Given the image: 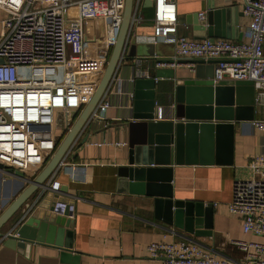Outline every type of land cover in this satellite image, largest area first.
<instances>
[{
	"label": "built area",
	"instance_id": "2783aa9c",
	"mask_svg": "<svg viewBox=\"0 0 264 264\" xmlns=\"http://www.w3.org/2000/svg\"><path fill=\"white\" fill-rule=\"evenodd\" d=\"M151 1L155 44L173 42L177 57L221 60L215 67L214 83L252 81L255 104L264 107V0H243L249 24L238 41L178 36L176 0ZM125 2L0 0L6 13L0 35L2 166L29 179L44 169L61 143L57 133L71 128L96 91L121 30ZM206 17L207 11L199 14L200 21ZM89 29L94 32L91 41ZM90 55L101 60L93 62ZM138 78L149 77L140 73L131 82ZM111 107L104 96L93 118H102ZM250 123L264 132V119ZM118 145L126 147L127 143ZM76 167L72 165L73 176ZM248 168L255 177L234 181L229 211L241 218L245 235L264 237V154L251 157ZM232 244L245 254L242 261L219 257L186 241L152 242L148 259L163 264H264L263 243L234 240Z\"/></svg>",
	"mask_w": 264,
	"mask_h": 264
},
{
	"label": "crops",
	"instance_id": "0c3cea01",
	"mask_svg": "<svg viewBox=\"0 0 264 264\" xmlns=\"http://www.w3.org/2000/svg\"><path fill=\"white\" fill-rule=\"evenodd\" d=\"M144 3L145 0H135L136 21H133L126 49L105 94V99L111 101L112 107L102 118H93L70 149L63 163L48 181L52 188L44 202H48V205L57 202L61 209L67 204L71 205V215L68 219L73 223V228L66 230L74 234L73 249L81 254L79 264H163L148 259L147 248L156 241L195 243L211 254L240 262L245 254L237 249L232 241H254L264 244V237L245 235L241 218L229 211L234 181L254 178L248 168V162L251 157L264 154V132L255 130L251 121L237 123L235 126L233 164L203 165L184 162L178 165L175 162L168 166H150L172 169L173 181L170 184V191L174 200L212 206L210 230L212 236L196 237L166 226L155 218V197L119 193L117 190L118 169L129 165L128 146L118 144L128 145V132L125 128L107 130L105 128L129 116L132 105L130 99L133 92L132 79L140 73L154 78L156 69H174L177 81L194 75V65L188 62L194 58L177 57L175 45L171 41L154 43L155 8L145 7ZM176 3L180 23L178 36L192 39L193 27L189 23L194 22L201 12L207 11L208 15L212 8L219 11L229 9L230 12L219 15L220 21L228 24L235 19L236 9L244 11L243 0H176ZM5 18L6 13L0 8V35L3 34L1 23ZM248 24L249 18L244 15L240 19V34ZM90 30L93 36L94 32ZM154 53L159 58H176L187 62L154 64L152 67L150 60ZM139 58L143 59L140 65L137 63ZM155 81L157 106L162 109L171 101L163 93L172 91L173 81L162 78H155ZM158 119L169 121L174 117L171 111L164 114L160 112ZM262 119L264 107L256 106L254 120ZM61 132L64 137L68 131ZM88 133L90 134L88 141L82 144ZM72 165H77L74 176L71 173ZM3 181L10 182L9 188H13L16 183L15 178L10 175L4 176ZM62 191L65 192L63 195L60 193ZM20 193L21 191L8 205ZM8 227L6 226L3 231L7 232ZM0 264L74 263L64 262L59 251L47 245L29 250H14L0 242Z\"/></svg>",
	"mask_w": 264,
	"mask_h": 264
},
{
	"label": "water",
	"instance_id": "95a60500",
	"mask_svg": "<svg viewBox=\"0 0 264 264\" xmlns=\"http://www.w3.org/2000/svg\"><path fill=\"white\" fill-rule=\"evenodd\" d=\"M135 0H126L121 30L112 49L106 68L96 91L59 144L44 169L34 179L0 164V212L20 191L21 193L0 214V242L5 247L29 250L47 245L56 249L64 262L79 264L80 253L73 249V223L68 219L71 205L64 209L57 202L47 204L51 192L50 177L78 141L93 119V114L105 96L126 49L133 25ZM145 7H153L145 0ZM229 9L212 8L207 18L197 15L193 27L196 40L223 38L239 40L240 19L244 12L236 9L231 23L221 22L219 15ZM152 54L155 65L181 64V59H163ZM142 62L143 59L139 58ZM194 75L182 81L176 79L175 70L156 69L154 78H138L133 82V98L129 116L107 129L125 128L128 132L129 165L118 169V192L155 197V218L166 226L196 237L212 236V206L203 203L173 199L172 169L150 166H168L175 162L190 164H233L234 135L237 123L255 119L256 91L252 81L223 80L214 83L213 77L219 59H191ZM1 63V61H0ZM205 70V71H204ZM156 79L172 80V91L163 94L169 99L161 109L157 106ZM171 111L173 120H159V114ZM88 135L83 139L85 144ZM15 178V186L3 181L4 176ZM161 184V185H160ZM27 185V186H26ZM3 188V191H2ZM65 193V192H60ZM63 195V194H62ZM54 212H58L55 214ZM9 226L7 232L3 229Z\"/></svg>",
	"mask_w": 264,
	"mask_h": 264
},
{
	"label": "rangeland",
	"instance_id": "374dc122",
	"mask_svg": "<svg viewBox=\"0 0 264 264\" xmlns=\"http://www.w3.org/2000/svg\"><path fill=\"white\" fill-rule=\"evenodd\" d=\"M92 38H93V36L91 35V30L90 31H88V37H87V39H88V41H91L92 40ZM99 49V51H101V47H99L98 48ZM93 50V49H92ZM90 52H91V50H90ZM92 53V52H91ZM90 57H91V55H90ZM89 57V58H90ZM91 59L93 60V62L94 61H99V60H101L100 59V56H98V57H91ZM94 65H96V63H93ZM104 69H105V67H104ZM57 137H58V139H61L62 137H63V135H62V132L60 131V132H58L57 133ZM65 137V136H64Z\"/></svg>",
	"mask_w": 264,
	"mask_h": 264
},
{
	"label": "trees",
	"instance_id": "16d2710c",
	"mask_svg": "<svg viewBox=\"0 0 264 264\" xmlns=\"http://www.w3.org/2000/svg\"><path fill=\"white\" fill-rule=\"evenodd\" d=\"M64 138V137H63ZM63 138L61 139V141L63 140Z\"/></svg>",
	"mask_w": 264,
	"mask_h": 264
}]
</instances>
